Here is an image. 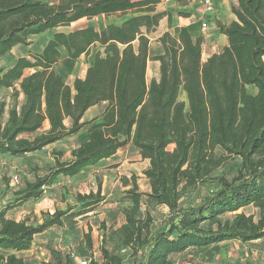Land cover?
Listing matches in <instances>:
<instances>
[{"label": "trees", "instance_id": "obj_1", "mask_svg": "<svg viewBox=\"0 0 264 264\" xmlns=\"http://www.w3.org/2000/svg\"><path fill=\"white\" fill-rule=\"evenodd\" d=\"M160 2L0 0V58L14 49L25 51L0 66V89L11 88L13 100L0 124V155L23 156L86 133L69 159L56 156L43 174L25 181L0 205V264H24L1 251L28 249L36 234L94 210L105 197L99 191L78 193L77 204L34 224L6 217L8 210L40 198L60 176L77 175L127 144L148 160L143 174L149 185L142 193L135 176L121 178L129 186L120 199L127 205L116 233L120 249L130 250L131 264H175L173 255L187 248L209 260L219 242L264 237V0L231 2L230 22L214 17L227 43L204 61L203 38L192 39L185 26L150 39L163 18L169 28L174 17L198 20L201 4L195 3L193 12L191 0H173L158 9ZM117 13L125 15L118 23L90 21ZM81 18L87 23L55 30ZM32 35H45L39 50L32 49L37 46V39L29 40ZM81 55L87 57L84 76L70 85L53 67L61 58ZM148 61L159 62L158 77L149 81ZM26 69L32 71L25 74ZM94 105H101L100 112L82 120ZM231 162L230 178L214 173ZM195 188L204 190L197 199ZM143 195L147 204L167 207L158 228L141 210ZM246 206L254 212L238 211ZM84 239L90 250V231ZM121 263L119 253L101 247V261L91 264Z\"/></svg>", "mask_w": 264, "mask_h": 264}, {"label": "rangeland", "instance_id": "obj_2", "mask_svg": "<svg viewBox=\"0 0 264 264\" xmlns=\"http://www.w3.org/2000/svg\"><path fill=\"white\" fill-rule=\"evenodd\" d=\"M48 1L55 2L56 0ZM230 3V0L224 2V12L220 17L222 21H225V13L228 12ZM166 5H173V0H163L160 7H165ZM191 5L190 7L195 12L197 5L195 3ZM125 15H128V12ZM125 15L120 13L100 15L90 21L95 20L99 26H102V24L107 22L118 23ZM87 21V18H81L69 26H61L58 29L68 31L84 25ZM44 38L45 35L40 36V38H34L33 41L37 39V46L33 45L32 49L39 50V42L41 44V39L43 40ZM22 53H25V51L14 49L13 52L2 56L0 58V66L7 65L10 62L11 55ZM86 61L87 57L84 55L76 60L61 58L53 68L55 71L60 72L66 83L71 85L74 77L83 76L87 64ZM158 75L159 73L151 64L146 68L147 81L150 78L158 77ZM10 94V89H0V109L3 106V111L0 112V124L6 119L7 110L13 104ZM21 99V96H18L16 102L20 103ZM179 99H184L182 92L179 93ZM98 109L99 106L94 107L92 114L94 115ZM76 142L78 143L77 140L69 139L23 156H0V205L8 200L14 190L22 187L25 181L32 180L35 174H43L47 167L54 162L56 156L60 160L69 159L72 145L76 144ZM168 148L171 149L172 145ZM143 167L144 164L141 160L136 159L134 149L129 148L126 153L84 168L79 175L66 179L60 178L47 189V192L43 191L40 198L28 200L20 206L8 210L5 214L6 217L17 221L25 220L27 223L34 224L39 223L45 216L53 213L56 209H65L68 205L77 204L76 194L78 193L87 194L99 191L100 195L105 197V200L95 208L97 209L95 211H89L75 218H64L61 226L54 225L44 232L36 234L28 249L1 252L4 254L14 253L17 257L23 259L24 264H38L47 260L51 261L52 264L57 263V261H60V264H74L78 258L83 257L94 258L97 262L101 261V247H104L108 251L119 253L122 257L121 264H131L133 258L130 255V250L125 249L122 251L120 249L116 233L118 224L123 217L122 207L127 205L126 202L120 201V199L123 196L124 189L129 186L122 185L121 177L131 179L132 176H135L137 185L141 186V190H145L146 181ZM234 168L231 162L222 165L214 173H222L230 178L235 172ZM113 169H120L124 173H121L120 176L118 174L116 176L108 175ZM203 192L202 188H195L192 196L197 199V196ZM145 200L146 196L143 195L141 210L149 212L153 218V228H158L165 211L163 207L147 204ZM246 211L250 212L251 208H246ZM88 231H90L92 237V248L90 250L86 249L84 239V234ZM248 249L250 248H244L245 251H249ZM251 249L252 252H247L248 256L246 258L238 259L237 264H264V242L252 246ZM260 251H262V254ZM57 256H59V260L56 258ZM233 260H230L225 252V254L222 253L220 255L216 264H231L230 261Z\"/></svg>", "mask_w": 264, "mask_h": 264}, {"label": "crops", "instance_id": "obj_3", "mask_svg": "<svg viewBox=\"0 0 264 264\" xmlns=\"http://www.w3.org/2000/svg\"><path fill=\"white\" fill-rule=\"evenodd\" d=\"M46 1H48V0H46ZM191 1L193 3H196V4H200V0H191ZM214 1H216L215 2V5H216L215 6V11L211 15L210 26H209V29L207 31L203 32L200 29L198 20L192 15L189 16V17H175L173 19V25L170 28L167 25V19L163 18V19H161L159 21V24H158L156 30L151 34V38L150 39H154L155 40L161 33H163L166 30L170 31L173 34L175 32V28L176 27L185 26L189 30L192 39H195L196 37H200V36L203 38L202 60L204 61L210 54H212L214 52H219L223 48V46L226 45V43H227L226 37L223 34H221V33H219L217 31V28H216V26H215V24L213 22V19H214L215 16L220 18L221 15L223 14V12H224L223 5H224V2L226 0H214ZM230 1L231 2H235V0H230ZM162 2H163V0H161V2L159 3V5L157 7L158 9H163V7H160ZM98 16H100V15H98ZM98 16L93 17V19L94 18L96 19ZM102 16H104V15H102ZM233 19H234V16L228 10V12L225 13V22H230ZM73 23H71V24H73ZM59 27H61V26H59ZM59 27H56L55 30L56 31H63V30H59L58 29ZM37 36L38 35H32V36L29 37V40L32 41L34 38H37ZM155 44H156L155 42L152 43L153 46H155ZM81 56L79 58H81ZM79 58H77V59H79ZM150 64H151V66L154 69L157 70V73H158L159 62L158 61H148L147 62V67L150 66ZM86 66H85V69H86ZM85 69H84V73H85ZM27 71H29V72H27ZM31 71H32V69H26L25 70V74L30 73ZM83 76H84V74H83ZM9 89L11 90V88H9ZM19 96H21V98H22V94H19ZM97 106H99V109L97 110V112H95L96 114L94 113V115H93L92 112L94 110V107H97ZM100 109H101V105H94V106L89 107L85 111V113L83 114L82 120L92 119L93 117H95L100 112ZM64 123L66 125H68L69 124L68 119H65ZM47 126H48L47 122H45L42 130L47 128ZM85 137H86V133L84 131H81V132H79V133H77V134H75L73 136H70V137L64 139V140L54 142V143L49 144L47 146L54 145V144H59L62 141H66V140H69V139H74V140H77L78 142H81V141H83L85 139ZM76 145H77V142H76V144L72 145V148L75 147ZM47 146H45V147H47ZM129 148H132V147H131L130 144H127L123 148L117 150L110 157L102 159V160H100L98 162H101V161H104V160H108L109 158H113V157H115V156H117L119 154H122V153H126ZM132 149H134V148H132ZM134 152L136 154V159L137 160H141V162L144 164L143 168L145 169L147 167V165H148V160L147 159H142L136 149H134ZM0 156H5V155H0ZM97 163H95V164H97ZM95 164H93V165H95ZM88 167H90V166H88ZM121 173L123 174L124 171L122 172L120 169H113L112 171H110L108 173V175L116 176L118 174L120 176ZM77 175H79V173ZM74 176H76V175H74ZM74 176H72V177H74ZM60 178L61 179H66V178H69V177L60 176L59 179ZM144 178H145V181H146V189L145 190H143V189L141 190V186H139V185H138V188L142 192H148L149 191L148 180H147V178L145 176H144ZM135 180H136V183H137V179L136 178H135ZM52 185H50V186H52ZM50 186L45 187L44 191L47 192V189H49ZM161 207H163V210L166 213L167 212V207L166 206H161ZM248 207L251 208L250 212H254L255 209L252 206L242 207L238 211L243 210L246 213H250V212L246 211V208H248ZM95 210H97V209H94V211ZM122 222H123V217L121 218V221L119 222L118 226ZM263 240H264V237H262L260 239H257V240L245 242V243H241V242H239L237 240H227V241L219 242L217 244V246L219 248V251L218 252H214V255L209 260L208 259L202 260L201 257H202V255L204 253H201L200 251H197L194 248H187L185 251L173 255V258L175 259V264H216V261L220 258V255L222 253L225 254V252H226L227 256H228V258L230 260L234 259L233 261H230L231 264H237V260L238 259L240 260L242 258H246L248 256L247 252H249V253L252 252V249H251L252 246H254L256 244H261V242H264ZM248 247L250 248V249H248L249 251H245L244 248H248ZM260 253L262 254V251H260ZM190 257H192V259Z\"/></svg>", "mask_w": 264, "mask_h": 264}, {"label": "built area", "instance_id": "obj_4", "mask_svg": "<svg viewBox=\"0 0 264 264\" xmlns=\"http://www.w3.org/2000/svg\"><path fill=\"white\" fill-rule=\"evenodd\" d=\"M200 4L202 6V9L200 10V16L198 18V23L200 26V29L205 32L209 29L210 21H211V15L215 11V1L214 0H200ZM125 249H122V251ZM97 262L94 258L91 257H83L78 258L74 264H91L93 261Z\"/></svg>", "mask_w": 264, "mask_h": 264}]
</instances>
